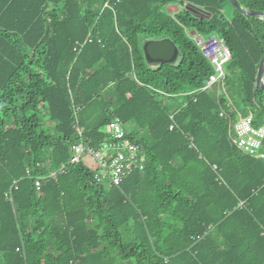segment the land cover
Masks as SVG:
<instances>
[{"label":"trees","instance_id":"trees-1","mask_svg":"<svg viewBox=\"0 0 264 264\" xmlns=\"http://www.w3.org/2000/svg\"><path fill=\"white\" fill-rule=\"evenodd\" d=\"M185 32L225 42L224 92H199L213 70ZM164 39L178 61L147 62ZM263 58L264 19L227 0H0V264H264V160L230 142L239 115L264 123ZM113 120L145 157L119 187L70 163Z\"/></svg>","mask_w":264,"mask_h":264},{"label":"built area","instance_id":"built-area-1","mask_svg":"<svg viewBox=\"0 0 264 264\" xmlns=\"http://www.w3.org/2000/svg\"><path fill=\"white\" fill-rule=\"evenodd\" d=\"M194 39L203 57L210 63L213 70L207 85L199 92L206 91L216 85H223L226 77L224 66L231 59V52L225 42L216 36L205 39L200 35H195ZM189 95H179L175 98H183ZM173 116L174 114L170 116V120L173 119ZM222 116L226 115L222 113ZM174 128L175 124L172 123L169 130ZM76 131L81 139L82 131L78 128ZM106 134L109 140L99 145H90L84 141L74 144L70 163H78L83 157H88L97 167L93 176L95 183L103 186L119 187L131 174L144 171L145 157L141 153L140 147L128 138V132L118 120H113L109 124ZM230 142L242 154L264 160V123L255 126L253 116L239 115L237 121L230 126ZM64 171L65 167L62 166L59 173H64ZM57 174L51 173L49 176L55 178ZM41 183L42 179L40 178L34 180L37 192L40 191ZM16 190H18L17 182L13 183L9 192L5 194V198L11 201V193Z\"/></svg>","mask_w":264,"mask_h":264},{"label":"water","instance_id":"water-1","mask_svg":"<svg viewBox=\"0 0 264 264\" xmlns=\"http://www.w3.org/2000/svg\"><path fill=\"white\" fill-rule=\"evenodd\" d=\"M240 14L255 16L264 19V14L259 12L245 11L236 0H227ZM145 60L154 64H174L178 61L179 55L175 45L167 39L146 42L142 46ZM256 88L264 92V58L262 59L256 76Z\"/></svg>","mask_w":264,"mask_h":264},{"label":"rangeland","instance_id":"rangeland-1","mask_svg":"<svg viewBox=\"0 0 264 264\" xmlns=\"http://www.w3.org/2000/svg\"><path fill=\"white\" fill-rule=\"evenodd\" d=\"M178 10H179V11L182 10L181 5H179V4H173V6L170 7V8L168 9V11H169L170 13H176ZM224 14H225L226 16H228L229 18H231V9H230L229 6L225 7V9H224ZM185 36H186V38H187L188 40H190L192 43H194V44L198 47V45L196 44V41H195V39H194V37H195L194 34H192V33H190V32H185ZM198 49L200 50L199 47H198ZM226 68H227V67L224 66V71L227 73V69H226ZM218 87H219V89H220L221 91H223V92L225 91V85H224V84H223V85H218ZM173 101H174V102H173V105H174L173 109H175V106H178V105H181V104L184 103L183 98H180V97H179V98H175ZM128 129H130V128H128ZM80 161H81V163H82L86 168H88L90 171L95 172V171L97 170V167H96L95 163H94L90 158H88V157H83Z\"/></svg>","mask_w":264,"mask_h":264}]
</instances>
